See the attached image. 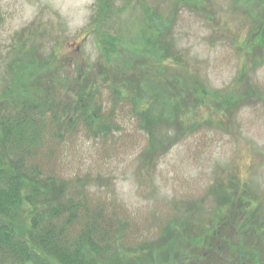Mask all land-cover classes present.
I'll list each match as a JSON object with an SVG mask.
<instances>
[{"label":"rangeland","instance_id":"rangeland-1","mask_svg":"<svg viewBox=\"0 0 264 264\" xmlns=\"http://www.w3.org/2000/svg\"><path fill=\"white\" fill-rule=\"evenodd\" d=\"M174 2L117 0L116 14L100 21L96 0H0V89L24 76L27 95L79 122L73 100L93 74L87 90L105 126L48 128L40 155L21 163L53 187L49 196L77 208L69 237L88 233L107 254L123 253V264L146 244L161 249L162 235L183 220L206 224L230 209L249 217L243 235L262 245L264 261V0ZM102 30L121 42L108 59ZM161 94L179 106L178 121L146 127L132 100L151 109ZM10 102L0 114L15 112ZM233 222L211 226L239 230ZM192 247L173 253L181 256L173 264H189Z\"/></svg>","mask_w":264,"mask_h":264},{"label":"trees","instance_id":"trees-1","mask_svg":"<svg viewBox=\"0 0 264 264\" xmlns=\"http://www.w3.org/2000/svg\"><path fill=\"white\" fill-rule=\"evenodd\" d=\"M116 1L96 0L95 20L102 21L116 14ZM181 2L199 4L201 0H177L174 5L177 6V3ZM148 13L151 19L156 20L153 11ZM152 24L153 21L151 27ZM155 26L159 30L157 23H154L153 28ZM119 45V37L108 31H101V51L107 59L118 52ZM93 78V74L86 76V81H82L81 88L73 100V106L79 108L80 121L85 123V130L88 128L90 133L94 130L101 131L102 128L105 130L103 116L99 113L98 106L93 103L94 85L92 84V89L87 90ZM23 80L24 76L17 77L13 84L0 89V106L10 102L11 98L13 102L10 103H13L15 108L12 114H0V264H123V253L115 251L107 254L106 250L101 248V243L93 241L88 233L85 235L79 231L77 236L69 237L67 227L72 223L70 209L76 207L62 204L55 195L49 196L48 193L53 187L47 189L41 179L32 175V166L22 165L21 160L25 154L30 157L35 155L34 158L40 155L38 153L42 149L48 128L53 127L52 130L58 135L66 127L65 124L74 129L80 122L79 119V122H76L70 116L67 117V113H63L66 107L63 112H57L56 104L32 99V96L26 94L28 90L24 88ZM40 80L38 79L36 84H40ZM120 80L123 83L121 78ZM111 87L118 96H129L125 95L128 93L123 94L125 90L120 87ZM19 93L22 97L18 96ZM185 93L183 87L178 92L181 103L184 101V95L187 96ZM161 97V106L158 107L154 102L151 109L150 104H141L133 98L132 104L146 127L157 125L160 121L177 123L176 107L179 106L164 94H161ZM23 108L28 109L30 113H25ZM46 118H49V121H45ZM16 157L19 160H15ZM245 199L250 202L248 198ZM22 214L25 215L26 222H22ZM233 221H240L235 226L236 229L240 228L239 230L221 233L214 231L211 226L218 223L222 228L225 223H234ZM202 223L183 220L179 226L169 228L162 235L165 240L161 249L155 247L158 244H146L144 251L138 253L135 250L133 257L125 255L129 259L128 264H173L174 260L181 257L177 258L173 253L184 256L192 246L195 250L192 252L194 254L188 257L189 264H264L259 256L262 253V245L254 240L247 241L248 237H245L248 234L243 235L244 229L250 225L247 215H239L232 209L228 213L219 210L208 223ZM238 231L240 234L236 239L233 236H236L235 232ZM179 239L184 246L175 252L173 244ZM231 240H235V243H231ZM147 256L153 258L147 261Z\"/></svg>","mask_w":264,"mask_h":264}]
</instances>
